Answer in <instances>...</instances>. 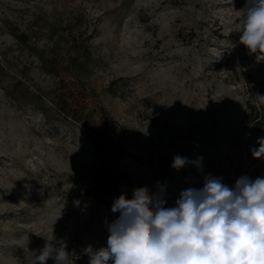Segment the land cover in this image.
<instances>
[{
    "label": "rangeland",
    "instance_id": "rangeland-1",
    "mask_svg": "<svg viewBox=\"0 0 264 264\" xmlns=\"http://www.w3.org/2000/svg\"><path fill=\"white\" fill-rule=\"evenodd\" d=\"M246 0H0V264L107 247L122 193L252 177ZM203 157L171 167L176 155ZM47 264H56L49 259ZM108 264H113L110 259Z\"/></svg>",
    "mask_w": 264,
    "mask_h": 264
},
{
    "label": "clouds",
    "instance_id": "clouds-1",
    "mask_svg": "<svg viewBox=\"0 0 264 264\" xmlns=\"http://www.w3.org/2000/svg\"><path fill=\"white\" fill-rule=\"evenodd\" d=\"M239 23V43L264 60V0H246ZM256 101L264 105V96L257 94ZM256 143L252 157L264 158V137ZM189 164L202 171L203 157L190 161L178 154L171 167L178 171ZM203 179L202 188L183 190L172 206L164 199L165 185L158 184L156 193L135 188L131 199L122 193L111 207L119 216L107 224V247L85 249L90 264H264V178L241 176L234 187L211 174ZM54 240L53 234L45 239L33 264L73 258L63 240Z\"/></svg>",
    "mask_w": 264,
    "mask_h": 264
},
{
    "label": "trees",
    "instance_id": "trees-1",
    "mask_svg": "<svg viewBox=\"0 0 264 264\" xmlns=\"http://www.w3.org/2000/svg\"><path fill=\"white\" fill-rule=\"evenodd\" d=\"M257 94L264 96V80L260 82L253 81L250 87V97L247 103V126L251 131L250 141L264 137V105L257 107ZM252 171L254 174L250 177L251 180H255L257 177L264 178V158L255 159Z\"/></svg>",
    "mask_w": 264,
    "mask_h": 264
}]
</instances>
